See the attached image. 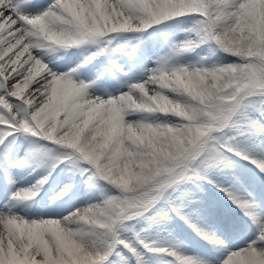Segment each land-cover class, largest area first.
<instances>
[{
  "label": "snow or ice",
  "instance_id": "1",
  "mask_svg": "<svg viewBox=\"0 0 264 264\" xmlns=\"http://www.w3.org/2000/svg\"><path fill=\"white\" fill-rule=\"evenodd\" d=\"M0 264H264V0H0Z\"/></svg>",
  "mask_w": 264,
  "mask_h": 264
}]
</instances>
